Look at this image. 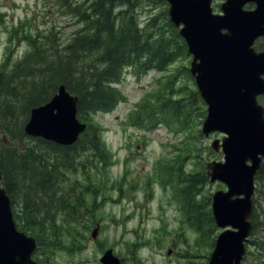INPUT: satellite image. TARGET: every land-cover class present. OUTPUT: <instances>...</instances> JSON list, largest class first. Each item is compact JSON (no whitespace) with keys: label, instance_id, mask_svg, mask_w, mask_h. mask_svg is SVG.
<instances>
[{"label":"rangeland","instance_id":"374dc122","mask_svg":"<svg viewBox=\"0 0 264 264\" xmlns=\"http://www.w3.org/2000/svg\"><path fill=\"white\" fill-rule=\"evenodd\" d=\"M0 11L3 13L0 70L7 57H12L17 50L21 56L28 52L30 36L52 32L56 39H67L76 29L74 17L64 8L62 0H0ZM180 62L171 68L172 72ZM184 63L189 66L190 60ZM161 77L163 74L155 71L139 75L126 70L118 84L123 97L121 102L108 112L87 116L100 133L104 149L97 154L82 155L80 161L76 160V167L60 177L59 191L73 205V210L57 211L53 228L59 246L44 250L40 246L37 251L41 255L40 264H100L99 258L108 248L130 264L183 263L182 255L171 260L166 256L163 249L173 244L179 249H187L186 253H192L198 262L202 261L203 258L196 255L209 250L207 244L212 236L209 234L205 242L207 246H201L203 250H200L193 231L178 228L173 221L179 215V208L174 206L177 203L172 200L171 191L180 178V171L170 169L168 159L183 158L186 153L182 173L200 169L202 162L220 161L223 154L212 151L211 144L222 135L200 137L202 122H196L198 116L194 112L189 119L184 118L187 122L181 123L180 129L171 122L169 125L165 115L154 116L158 109L155 98L149 100L139 115L143 120L154 116L153 119L142 123L137 116L132 120L130 114L141 100L148 99V93L156 89V82ZM188 82L193 86L184 76L180 83ZM184 111L185 115L192 111V107L184 105ZM187 128L191 131L187 132ZM189 176L187 174L185 179ZM198 185H202L198 191L200 199L222 189L219 184L206 181ZM263 186L264 175L255 195L258 221L250 241L247 264H264ZM88 206L92 208L87 209ZM96 220L103 224L102 233L94 239L92 230L96 227L93 226Z\"/></svg>","mask_w":264,"mask_h":264},{"label":"trees","instance_id":"16d2710c","mask_svg":"<svg viewBox=\"0 0 264 264\" xmlns=\"http://www.w3.org/2000/svg\"><path fill=\"white\" fill-rule=\"evenodd\" d=\"M123 1L88 0L87 4L74 3L72 8L68 3L70 12L83 24L74 37L65 43L56 42L54 34L33 37L34 49L0 73L2 184L23 229L34 231L49 224V230H52L47 219L55 203L54 187L58 177L66 169L75 167L77 156L100 153L104 149L100 133L94 126H89L79 141L70 147L29 138L24 126L31 109L48 102L64 83L78 96L79 117L86 119L99 110L111 108L117 100L119 93L111 87V82L120 76L123 66L131 64L167 70L185 54L182 38L168 19L151 15L142 26L139 10L129 8L114 12ZM125 2L134 5L133 1ZM191 97L198 100L196 92ZM194 103L192 101L189 107ZM174 104L178 106L172 108L164 104L163 112L172 111L173 117L183 116L185 111L179 105L180 101ZM191 115L187 112L181 121ZM190 183H195L194 179ZM42 195L45 200H41ZM48 240L49 249L57 246L58 239L54 234Z\"/></svg>","mask_w":264,"mask_h":264},{"label":"water","instance_id":"95a60500","mask_svg":"<svg viewBox=\"0 0 264 264\" xmlns=\"http://www.w3.org/2000/svg\"><path fill=\"white\" fill-rule=\"evenodd\" d=\"M169 1L176 25L185 24L181 34L195 55L191 72L208 104L203 132L227 134L222 144L225 163L209 164L208 169L212 182L221 180L229 186L228 192L216 193L214 210L219 211L223 222H229L230 216V222L239 229L230 236L226 249V253L237 252L251 230L248 218L252 213L254 176L264 155V109L257 103V96L264 94V52L257 54L251 48L254 40L264 35V0H230L223 6L225 16L211 14L210 0ZM250 1L258 4L257 9L243 11L242 6ZM85 127L77 119V99L61 86L48 104L32 110L26 132L71 145ZM234 195L245 198L232 200ZM35 248L36 240L18 231L10 199L0 187V264H37L32 260ZM101 262L118 264L111 250ZM226 262L223 251H217L210 264Z\"/></svg>","mask_w":264,"mask_h":264}]
</instances>
